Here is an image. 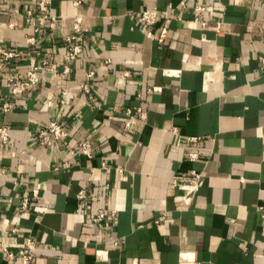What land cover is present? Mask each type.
Returning a JSON list of instances; mask_svg holds the SVG:
<instances>
[{"label": "crops", "instance_id": "crops-1", "mask_svg": "<svg viewBox=\"0 0 264 264\" xmlns=\"http://www.w3.org/2000/svg\"><path fill=\"white\" fill-rule=\"evenodd\" d=\"M179 1L52 0L58 23L34 34L25 13L37 0H0V52L19 53L0 79L11 137L0 143V264L26 236L33 264H264V0H185L160 44L139 13ZM77 16L83 49L68 61ZM44 61L39 82L12 95L7 76ZM52 119L68 138L41 145ZM85 139L90 159L77 153ZM190 170L201 184L185 203ZM104 210L115 214L90 220Z\"/></svg>", "mask_w": 264, "mask_h": 264}, {"label": "built area", "instance_id": "built-area-1", "mask_svg": "<svg viewBox=\"0 0 264 264\" xmlns=\"http://www.w3.org/2000/svg\"><path fill=\"white\" fill-rule=\"evenodd\" d=\"M3 1V0H2ZM6 1V0H4ZM82 0H73L74 5H80ZM52 0H37V13L32 10H27L25 13V19L27 23L30 24L31 30L34 34H38L44 27L53 29L58 23V16L51 12ZM186 7L185 0H180L177 4H168L165 8H144L139 13V20L146 29L155 28L154 39L160 44L164 42V39L168 33L167 23L170 20L176 19L181 20V18L175 16L176 10H183ZM202 10L201 5L195 6V18L194 21L203 23L199 17V12ZM41 19V24L37 22V19ZM220 28V23L217 24ZM74 32L72 34L66 35L64 38L65 45L67 47V52L64 58L68 61L75 59L78 54L83 49V32L85 29L81 26V17L77 16L73 24ZM30 44L35 43V36L28 38ZM19 56V53L13 50H4L0 52V79L3 76V68L7 62L15 59ZM47 64L46 61L43 62L41 66L31 68L23 77H18L15 75H8L7 81L9 83L10 93L12 95L23 93L28 87L36 85L39 82L38 72L44 65ZM262 69H264V60H262ZM93 72L87 74L88 79L91 78ZM83 89L85 92L89 91V84L85 82L83 84ZM63 96H70L69 93L63 91ZM64 100H60V103H64ZM51 105V103L49 104ZM13 104L4 100L1 105L2 112H8L13 108ZM129 118L125 123V127H129L131 120V111L127 110ZM68 130L66 129L64 123L58 119L50 120L45 126L37 130V138L41 145L50 146L56 140H66L68 138ZM197 138H189L190 141L196 140ZM11 142V137L9 135V127L6 125H0V143ZM77 153L81 156L90 159L93 157V147L90 140L85 139L79 142L77 146ZM188 158L190 160H198L197 152H189ZM189 182L187 188L182 195V199L185 203H189L196 191L201 184V173L196 170H190L188 172ZM175 181V180H174ZM78 199L84 200L88 197L84 190H80L77 195ZM29 204V199L23 197L21 200L20 208L25 209ZM114 210H104L97 213H92L89 215L90 220L94 223H99L101 219L107 216H114ZM164 217H161L163 219ZM159 220H156L158 222ZM16 228H12L11 232H16ZM36 248L35 239L31 236H26L22 245L16 250L4 249L2 252V258L7 264H33L34 261V251Z\"/></svg>", "mask_w": 264, "mask_h": 264}]
</instances>
